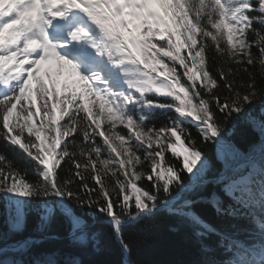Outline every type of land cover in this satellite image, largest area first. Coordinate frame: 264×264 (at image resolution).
<instances>
[{
    "label": "snow or ice",
    "instance_id": "1",
    "mask_svg": "<svg viewBox=\"0 0 264 264\" xmlns=\"http://www.w3.org/2000/svg\"><path fill=\"white\" fill-rule=\"evenodd\" d=\"M236 122L249 163L213 175L204 146ZM0 141L24 157L0 149V264H82L42 250L62 225L94 251L107 225L140 264L124 230L161 208L197 264H264V0H0Z\"/></svg>",
    "mask_w": 264,
    "mask_h": 264
},
{
    "label": "trees",
    "instance_id": "2",
    "mask_svg": "<svg viewBox=\"0 0 264 264\" xmlns=\"http://www.w3.org/2000/svg\"><path fill=\"white\" fill-rule=\"evenodd\" d=\"M163 118V116H159V119ZM192 134L193 136L197 135L195 128L192 129ZM255 140L256 134L248 130L242 122L226 124L222 138L217 141H210L204 146L212 174L215 175L220 172L227 163L231 171L230 174L243 175L245 165L239 164L244 160L234 157L232 146L247 147ZM0 149L4 150L9 158L23 165L24 157L17 149L6 146L4 141H0ZM254 156L258 167L260 159L258 149ZM233 167L234 169H231ZM140 183L144 184L145 187L147 186L143 181ZM195 186L196 184L193 187ZM197 210L201 212L206 220H214L215 214L211 208L201 206ZM6 215L7 209L0 205V233L7 231L4 223ZM34 219V215L29 216L28 232L32 231L31 225L34 223ZM238 223L239 227L245 230L242 232L240 239L251 240L256 238V228L261 223L258 216L255 222L241 220ZM253 224H255V227ZM97 227L101 228L104 233L99 251H94L91 246L82 250L72 248L66 238L67 227L63 225L56 230L60 240L46 244L42 250H59L61 256L69 253L77 254L82 264H124L123 250L112 229L107 225H97ZM124 237L132 246L131 258L138 260L140 264H197L201 259V253L199 246L196 244L192 227L174 216L170 209L161 208L155 217L146 218L136 225L126 228ZM18 238L22 239L23 237ZM210 242L214 243L215 238ZM26 259L28 258L26 257Z\"/></svg>",
    "mask_w": 264,
    "mask_h": 264
},
{
    "label": "water",
    "instance_id": "3",
    "mask_svg": "<svg viewBox=\"0 0 264 264\" xmlns=\"http://www.w3.org/2000/svg\"><path fill=\"white\" fill-rule=\"evenodd\" d=\"M5 250H8V249L6 248ZM125 259H126V257H125Z\"/></svg>",
    "mask_w": 264,
    "mask_h": 264
}]
</instances>
